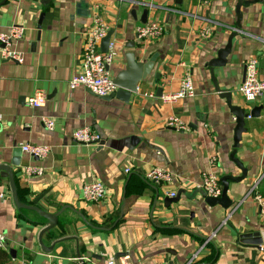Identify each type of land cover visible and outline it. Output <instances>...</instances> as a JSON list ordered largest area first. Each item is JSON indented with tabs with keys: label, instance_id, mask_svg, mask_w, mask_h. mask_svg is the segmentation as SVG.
I'll use <instances>...</instances> for the list:
<instances>
[{
	"label": "crops",
	"instance_id": "obj_1",
	"mask_svg": "<svg viewBox=\"0 0 264 264\" xmlns=\"http://www.w3.org/2000/svg\"><path fill=\"white\" fill-rule=\"evenodd\" d=\"M144 16L145 24L163 26L161 37L138 40ZM96 17L115 43L112 78L124 69L128 53H135L137 62L156 57L128 104L69 86ZM14 26L23 33L5 51L18 59L7 58L0 47V166L12 168L22 204L50 215L63 211L56 226L42 233L47 220L16 208L8 178L0 176V232L8 264H106L111 257L116 264H187L212 233L192 264H264V224L247 196L259 178L256 192L264 196V96L246 102L238 93L249 61L264 75V0H0V33ZM205 29L209 37L200 38ZM232 33L226 63L213 68V76L220 90L231 93L232 106L248 114L237 149L235 118L208 66ZM185 76L194 83V97L165 101ZM36 92L46 100L31 108L27 99ZM252 110L255 116H249ZM43 117L52 118L53 130L43 126ZM170 118L185 129L169 127ZM80 128H89L100 141L75 142L72 134ZM25 144L50 151L36 159L23 153ZM16 158L18 167L11 164ZM29 165L42 168L43 175L25 178L22 169ZM152 168L166 170L173 181H146L143 175ZM207 172L219 182L245 173L239 182L228 181V208L205 203L200 191ZM93 181L104 185L106 196L87 202L82 188ZM178 192L179 199L165 206L168 194ZM253 234L261 245L242 242ZM40 240L50 249L43 250Z\"/></svg>",
	"mask_w": 264,
	"mask_h": 264
},
{
	"label": "built area",
	"instance_id": "obj_2",
	"mask_svg": "<svg viewBox=\"0 0 264 264\" xmlns=\"http://www.w3.org/2000/svg\"><path fill=\"white\" fill-rule=\"evenodd\" d=\"M164 28L157 22H151L142 24L137 27L136 33L138 40H152L159 38L163 35ZM23 28L20 26H14L10 29L9 33H0V44L4 45V54L9 59H18L16 56L6 52V47L10 45L13 40L21 37ZM108 33L107 26L101 21L99 17L94 18L91 28L85 33V40L83 51L81 54V67L80 71L71 78L69 86L71 89L77 87H84L88 89L94 95L102 98L110 94H113L118 90V87L114 84L113 78L110 74L109 68L115 60L117 51L115 43L109 41L106 52H101L100 46L104 37ZM210 35V30L205 29L199 34L200 38L206 39ZM264 74V72H263ZM238 93L243 97L246 102H254L264 96V75L259 77V71L257 68V62L255 60L249 61L245 66V78L243 83L238 88ZM195 95V86L189 76H185L180 83L179 90L171 95L163 96V99L167 102H173L178 99L192 98ZM46 97L41 92H36L33 96L27 99V105L31 108H39L45 103ZM43 126L51 131L53 130V120L49 117L42 118ZM3 123V117L0 115V127ZM169 127H173L176 130L185 129V126L177 119L170 118L167 122ZM72 138L75 142L80 144H97L100 141V137L92 132L89 128L77 129ZM23 153L28 154L30 157L37 159H44L50 149L48 146L25 144L22 146ZM23 176L25 178L40 177L43 175V169L40 167H34L32 165L25 166L22 169ZM129 169L125 170L128 173ZM144 179L154 185L169 184L173 181V177L169 172L161 168H152L146 171L143 175ZM260 178L255 180L251 185L247 196L252 197L259 209V215L262 223L264 224V196L258 194L257 186ZM201 190L206 197L219 198L222 194V187L220 185L217 175L213 172H207L202 176ZM83 198L87 202H98L105 198L106 190L104 185L100 181H93L83 186L82 188ZM175 193L168 194V197L174 198ZM4 195L0 193V199ZM215 233H212L206 241L191 257L187 264H192L196 259L200 250L214 237ZM7 242L6 236L0 232V250H6ZM115 258L108 259L106 264H116ZM121 264H128L121 262Z\"/></svg>",
	"mask_w": 264,
	"mask_h": 264
},
{
	"label": "water",
	"instance_id": "obj_3",
	"mask_svg": "<svg viewBox=\"0 0 264 264\" xmlns=\"http://www.w3.org/2000/svg\"><path fill=\"white\" fill-rule=\"evenodd\" d=\"M41 1L43 4H46L50 0H46V2H44L43 0H41ZM236 14H237L236 26L238 28L240 26L241 13L239 12V10H237ZM145 22H146V20H145V16H144L143 24H145ZM235 35H236L235 33L230 34V36L227 40V44L217 52L216 58L211 60L208 64V66L210 67L212 82H213V86H214L216 92H218L220 94L221 98L225 99L226 106H227L229 112L235 118V127L233 130V148L237 149L239 141L241 139V135L243 132H245V128H244L245 118H247L248 114H245L244 110L241 109L240 107L232 106V104H231V93L226 92L225 90H220L216 81H215V78L213 76V68L222 67L225 65L227 56L229 55V53L231 51L232 39L235 37ZM110 36H111V32H108L107 35L102 40L101 46H100L101 52L107 51V46H108V43L110 41ZM3 46L4 45L0 44V47H3ZM155 60H156V57L153 56L152 58H150V60L148 62H140V61L137 62L135 53H128L125 56V67H124V69L117 72V74L113 77V82L118 87V90L116 92H114L113 94H110L106 97H102V99L103 100H111L113 98H116V99L128 104L130 99H131V96L133 94L137 93V87H138L139 83L146 81L147 77L151 74V71H152L154 64H155ZM155 77H156V79H158L159 74H156ZM161 93H162L161 90L158 89V95H161ZM255 112H256L255 110H252L249 113V116H255ZM257 115L258 114H256V116ZM231 157H232V160L235 162V164L238 167L242 168L240 166V164H238L237 160L235 158H233L234 154ZM11 164L15 167H18V166H20V161L18 160V158H16L12 161ZM0 176L3 178H8L11 193H12V199H13V202H14L16 208L34 211L39 216H41L42 218L47 220L48 225L44 228L42 233L49 231L56 226L57 217L60 215L61 211H63V210H61L55 214L50 215V214H46V213L42 212L41 210H39L36 207L22 204L19 201L18 196H17L15 180H14V173H13L12 168L9 166H3V165L0 166ZM244 177H245V173L242 172V176L239 178H234L233 176H224L223 178H221L220 182L222 185V194L219 198L206 197L203 191H200V194L202 197H204V201L207 205H209V206L220 205L221 207L226 209L231 204V202L227 196L228 181L239 182ZM179 194L180 193L178 192L176 194V196L172 199L171 198H165L164 199L165 206H168L172 202H176L179 199V196H180ZM122 213H123V207L121 209V216H122ZM40 235H42V234H40ZM248 238H251V241L247 242ZM241 239H243L242 240L243 243H249V244H253V245H261L262 244V240L260 239V237L257 234H253V236L245 235V236H242ZM40 244H41L43 250L50 249V248H44L41 240H40ZM10 254H13V251H10Z\"/></svg>",
	"mask_w": 264,
	"mask_h": 264
},
{
	"label": "trees",
	"instance_id": "obj_4",
	"mask_svg": "<svg viewBox=\"0 0 264 264\" xmlns=\"http://www.w3.org/2000/svg\"><path fill=\"white\" fill-rule=\"evenodd\" d=\"M10 260L9 253L4 250H0V264H8Z\"/></svg>",
	"mask_w": 264,
	"mask_h": 264
}]
</instances>
